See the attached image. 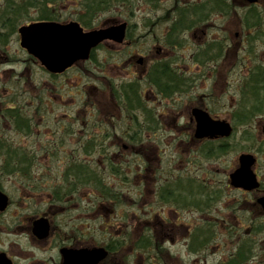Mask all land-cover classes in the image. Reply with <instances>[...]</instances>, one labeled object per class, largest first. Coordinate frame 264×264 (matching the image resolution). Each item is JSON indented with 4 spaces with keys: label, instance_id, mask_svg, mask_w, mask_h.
Masks as SVG:
<instances>
[{
    "label": "flooded vegetation",
    "instance_id": "1",
    "mask_svg": "<svg viewBox=\"0 0 264 264\" xmlns=\"http://www.w3.org/2000/svg\"><path fill=\"white\" fill-rule=\"evenodd\" d=\"M139 1L83 0V3L86 9L97 4L104 8L116 5L133 8ZM141 1L147 6L158 3ZM162 1L165 13L157 17L148 14L142 25L134 11L132 20L109 22L102 27L95 23L87 25L81 18L62 22L64 15H59L60 20L39 19L42 13L33 22L17 27L24 16L21 9L3 20L0 41L16 38L19 43L20 60L14 61L26 67L29 57L51 80L76 71L86 80L83 85L103 93L104 101L83 95L87 103L84 115L76 110L75 115L63 113V120L57 115L46 119L44 113L48 107L43 99L47 94L39 89L33 95L38 100L39 116V124L34 125L31 116L23 111L28 103L21 91L16 94L18 99L0 100V264H137L135 261L141 257L148 264H170L171 254L165 247L170 235L166 238L162 226L172 230L171 224H167L161 213L160 220L153 219L154 205H148L146 221H131L129 226L124 219L132 214L139 217L140 202L146 193L152 194L159 204L173 202L177 210L186 208L181 207L183 195L192 198L181 184L183 175H170L161 165L157 175L154 170L152 175L147 173L151 170L147 155L159 150L161 156L165 148L160 142L163 138L157 139L156 135L166 133H184L185 140L188 138L202 147L211 146V151L205 152L217 159L230 157L231 200L244 210V229H247L244 242L251 246V242L258 241L253 236L263 235L264 31L258 26L264 24V10L258 7L264 0ZM237 1L244 5V14L236 12ZM236 13L247 26L244 33L259 35L262 43L247 45L249 38L245 35L247 39L236 52L233 44L236 36L232 30L225 29L226 24L235 21ZM34 22H78L84 31L125 23L126 46L122 45L125 41L117 43L114 55L107 51L102 55L99 51L114 43L105 41L92 50L87 60L92 62L97 55L102 57L92 68L84 69L82 65L87 63L84 61L64 72L53 73L21 46L20 28ZM248 22L255 23L254 28L250 29ZM142 36L145 42L140 46ZM128 47L133 50L124 53ZM2 50L5 52V46ZM124 62L130 71L121 66ZM119 69L130 77L119 79ZM17 75L21 85L26 83L25 73L17 72ZM221 78L227 81L221 88L223 91L219 90ZM52 97L61 99L60 90H55ZM195 111L225 122L230 133L197 138ZM164 117H173L172 125L164 127L161 122ZM163 155L164 163L170 166L171 158L165 156V151ZM243 155L255 159L251 169L257 185L253 189L237 188L230 183V176L239 169ZM193 179L190 181L200 182ZM173 184L182 186L185 192L181 193V188ZM194 191L199 194L198 190ZM128 202L133 208L124 216L106 218L107 207L121 208ZM253 210L258 212V217L253 216ZM92 214H98L99 221H92ZM140 223L146 224L147 232H143L142 226L143 233L132 238ZM129 227L134 231L131 228L129 233ZM190 240L192 243L193 239ZM194 244L201 245L203 241L196 236ZM127 246L131 254L125 255ZM92 250H103L106 255L92 257ZM256 250L246 244L245 264L255 258Z\"/></svg>",
    "mask_w": 264,
    "mask_h": 264
},
{
    "label": "rangeland",
    "instance_id": "2",
    "mask_svg": "<svg viewBox=\"0 0 264 264\" xmlns=\"http://www.w3.org/2000/svg\"><path fill=\"white\" fill-rule=\"evenodd\" d=\"M40 1L43 2L44 0ZM48 1H45V3L48 4ZM54 1L53 4L49 5H51L54 11L59 13V15H64V21L62 22H68L74 18H81L86 21L90 20L98 27H102L109 22H122L124 19L132 20V11H134L140 25L145 22L148 14H151V17L153 15L157 17L158 15L161 16L165 13V6L162 0H157L158 3L155 2L151 6H147L140 0L133 5V8L129 5H116L108 8L100 7L101 11L95 9V7L86 9L83 0ZM236 8V12L240 15L246 12L244 5L240 1H237ZM20 9L24 13V16L18 22L17 27L31 21L33 22L36 20L35 18L42 13V8L41 6L39 7L37 0H0V26L8 15L11 16L13 13L20 11ZM258 9L264 10V2L261 3ZM102 10L104 11L102 12ZM237 13L235 21L225 25V29L232 30L236 36L233 43L236 45V52L239 50L238 47L242 46V43L247 39L245 36L247 34L244 33L247 26H244L245 22L237 16ZM12 19L16 20L15 17H12ZM248 23L250 29L254 28L255 23ZM260 27L262 28L260 29ZM258 29L264 31V24H259ZM247 36L249 38L247 45L254 44L255 42L257 45L262 43L261 40H258L260 37L259 35L258 37L256 35ZM143 37L144 36L140 38V46L145 42ZM5 40V43L0 41V100L11 101L14 98L18 99L19 96H16V94L21 91V94L25 96L28 103V106H25L24 104L23 111L25 110L26 114L31 116L34 125L39 124V116L38 113L36 114L38 100L37 98H34L33 95H36L39 92V89H41V92L44 94H47V97L44 96L43 99L44 105H47L48 107L47 111L44 113L46 114V119H51L52 115H57L59 120H63V113L70 112L75 115L76 110L77 114L84 115V109L87 103L85 100L83 101V95H91L93 100L99 99L100 101H104L103 93L96 92L94 88L83 85L84 82L86 83V80L80 78L81 75L76 73V71H70L67 75L56 78V81L54 79L51 80V77H49L36 62L30 61L29 57H26L28 58L27 61L23 56V59H26V67L24 64L19 65L17 61H14V59L20 60L19 53L21 51L18 48L19 43H17V39L7 38ZM109 44L107 47L104 46V49L99 51L102 52V55H104V51H107L110 55H114L117 52L116 48H118V44ZM122 45L126 46V41ZM4 46L5 52L2 50ZM132 50L133 48L128 47L124 50V53H128V51ZM119 53L121 54V51H119ZM229 56H231V53L227 54L225 59L226 63L228 62L227 58H229ZM100 61H102V57L97 55L95 60L92 62L86 61L87 63L82 65V67L87 70L95 66L96 62ZM121 66L127 71H130V66L126 64V62ZM17 72L26 74V83L22 82L21 85ZM124 76H126V78L130 77V75L128 76L126 72L122 71V69H119L117 77H119V79H124ZM226 84L227 81L221 78L219 82V90L223 91L221 88H224ZM80 88H85V90H80ZM58 89L60 90L61 99L52 97L53 92ZM101 107L103 108V105ZM101 107L99 106V111L102 112ZM103 117H105V115ZM171 118H162V125L164 127L172 125ZM56 120H58V118H56ZM176 121H178V118ZM59 124L61 125V122H59ZM159 137L163 138L160 142L165 148L162 150L161 156L159 155V150H155V152H153V150V154L149 156L147 155V158L150 159L149 163L151 169L147 173L152 175L154 170L157 175L158 165H161L160 168L162 170L164 168L166 170L165 172L170 173V175H183L184 179L181 184L186 186V192H189L192 198L187 199L183 195L182 202L184 204L183 206H180L186 208L177 210L175 209L173 202H170V204H159L155 202L152 194L146 193L143 196L142 202H140L141 211L139 217L133 214L125 215L124 219L127 223H130L129 226H131V221L137 223L139 221H146L144 218L149 217L147 214L150 211L148 205H154L155 211L153 212V219L160 220L158 214L161 213L162 216H165L167 224H171L170 229L172 230L162 226V232L165 234L166 238L170 235L165 246L171 254L172 260L170 261V264H237L231 262V260H235L236 254L239 250L244 251L246 244L252 249H257L255 258H253L248 264H264V230H262L263 235L253 236L258 241L259 239L261 240V242H256L257 245L251 242L250 246L249 243L244 242V240L247 239V229H244V226L246 225L243 222L244 210L239 203H233L231 200L232 191L229 187L228 177L231 166L230 157L224 156L217 159L216 156L212 157V154L210 153L209 156H207L208 154L206 155L205 151H211V146H203L205 148L203 151L202 145L188 141V138L185 140L186 134L184 133L157 134L156 138L159 139ZM164 151L165 156L171 158L170 166L164 163ZM160 157L162 158V163H159L158 161ZM191 178H194V181L196 179L200 180V182H191ZM178 184H173V187H180L181 193H184L185 189L182 186H178ZM194 190H198L197 192H199V194ZM45 199L48 200L47 198ZM132 208L133 205L131 202H128L121 208H115L114 206L107 207L105 210V216L108 219L114 218L117 215L124 216V213L130 209L132 210ZM48 211L52 212V208H49ZM175 211L179 214L175 213ZM253 216L258 217V212L256 210H253ZM91 219L92 221H99L98 214H92ZM175 224L176 227L172 226ZM139 226L140 227L135 228V231L132 227H129V233L132 229L134 231L133 234H131L132 238L137 237L140 233L147 232L146 224L140 223ZM142 226L145 228L144 231ZM156 231L157 230H155V233ZM125 232L126 228L122 230L123 235ZM196 236L198 240L203 241V244L192 245ZM158 237L162 236L159 235ZM190 239H193L192 243ZM180 240L182 241L179 242ZM129 249L130 246H127L124 249L126 250L125 255L131 254ZM135 262L137 264H148L147 260L143 259V257L139 260L137 259ZM150 264L162 263L150 262ZM242 264H245V262Z\"/></svg>",
    "mask_w": 264,
    "mask_h": 264
},
{
    "label": "water",
    "instance_id": "3",
    "mask_svg": "<svg viewBox=\"0 0 264 264\" xmlns=\"http://www.w3.org/2000/svg\"><path fill=\"white\" fill-rule=\"evenodd\" d=\"M256 2L258 0H248ZM21 46L37 58L42 65L53 73H61L78 61L87 60L91 51L104 41L121 44L126 36V24L99 30L84 31L78 22L60 24L39 22L20 28ZM197 138L214 137L230 133L228 124L214 121L208 114L195 111ZM255 159L251 155L240 158V167L230 176L234 187L253 189L257 185L252 171ZM264 204V198L261 200ZM105 256L103 250H92V257Z\"/></svg>",
    "mask_w": 264,
    "mask_h": 264
},
{
    "label": "trees",
    "instance_id": "4",
    "mask_svg": "<svg viewBox=\"0 0 264 264\" xmlns=\"http://www.w3.org/2000/svg\"><path fill=\"white\" fill-rule=\"evenodd\" d=\"M45 1L47 2L48 0H44L43 2L40 1V0H37V2L39 4V7L41 6V8H42V16H40L39 19H43V20H60L61 17H59V13L55 12L54 9L52 8V6L49 5V4H53L55 1L54 0H49L48 4H46ZM35 5H37V4H35ZM92 7H95V9L101 10L100 7H102V6L97 4L96 6H94V5L91 6V8ZM85 22H86L87 25L92 23L90 20L89 21H85ZM207 154L208 153H206V155ZM207 156H209V154ZM246 259H247L246 253L244 251H240V252H238L236 254L235 260H231V262L237 263V264H242V263H244L246 261Z\"/></svg>",
    "mask_w": 264,
    "mask_h": 264
}]
</instances>
